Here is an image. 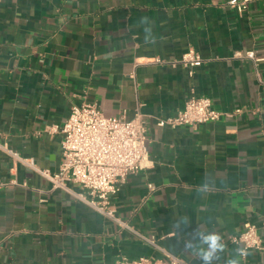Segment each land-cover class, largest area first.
<instances>
[{"label":"crops","instance_id":"0c3cea01","mask_svg":"<svg viewBox=\"0 0 264 264\" xmlns=\"http://www.w3.org/2000/svg\"><path fill=\"white\" fill-rule=\"evenodd\" d=\"M227 2L0 0V264L161 257L39 173L61 163L62 135L47 128L83 102L146 122L144 168L111 197L118 218L187 264H202L198 233L225 245L212 264H264L231 241L249 222L264 242V0ZM189 49L202 58L192 75L170 63ZM250 51L256 62L235 56ZM190 96L220 119L156 125Z\"/></svg>","mask_w":264,"mask_h":264},{"label":"built area","instance_id":"2783aa9c","mask_svg":"<svg viewBox=\"0 0 264 264\" xmlns=\"http://www.w3.org/2000/svg\"><path fill=\"white\" fill-rule=\"evenodd\" d=\"M249 1L228 0L227 4L238 12H243L247 9ZM235 56L255 62L258 60L252 51ZM156 62L160 60L157 59ZM170 63L173 66H183L189 75H192L193 69L202 63V58L193 49H189L178 60ZM221 115L214 109L208 97L190 96L182 110L174 116L159 118L156 125L172 129L181 126L196 127L215 122ZM47 131L59 132L62 135L59 170L55 173L39 171L50 182L51 188L69 194L103 218L128 230L161 254L159 258H122L115 264H187L182 258L160 246L158 238L144 236L118 218L111 205V197L116 194L119 185L124 183L129 175L141 171L148 159L147 126L141 114H136L130 120L123 116L107 117L95 104L83 102L71 106L69 115L60 129L52 126L47 128ZM148 188L154 189L152 185H148ZM231 241L240 246V256L243 259L251 250L264 251V242L257 226L249 222L244 224L242 231L233 236Z\"/></svg>","mask_w":264,"mask_h":264},{"label":"clouds","instance_id":"9594fccd","mask_svg":"<svg viewBox=\"0 0 264 264\" xmlns=\"http://www.w3.org/2000/svg\"><path fill=\"white\" fill-rule=\"evenodd\" d=\"M200 242L207 246V249L199 248L197 255L202 261V264H212L214 259H219L218 253L223 252L225 245L221 243V237L218 234L198 233ZM191 246V245H190ZM227 264H238L235 259H230Z\"/></svg>","mask_w":264,"mask_h":264}]
</instances>
